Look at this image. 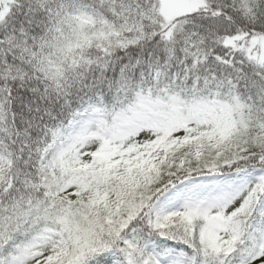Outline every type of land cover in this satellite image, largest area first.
<instances>
[{
    "label": "snow or ice",
    "instance_id": "6c2138e0",
    "mask_svg": "<svg viewBox=\"0 0 264 264\" xmlns=\"http://www.w3.org/2000/svg\"><path fill=\"white\" fill-rule=\"evenodd\" d=\"M0 264H264V0H0Z\"/></svg>",
    "mask_w": 264,
    "mask_h": 264
}]
</instances>
